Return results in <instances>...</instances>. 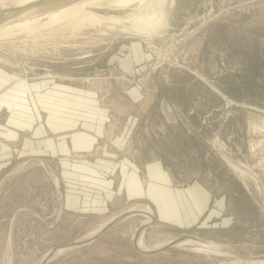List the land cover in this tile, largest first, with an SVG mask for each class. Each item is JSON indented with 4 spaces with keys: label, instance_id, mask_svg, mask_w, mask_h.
I'll list each match as a JSON object with an SVG mask.
<instances>
[{
    "label": "rangeland",
    "instance_id": "374dc122",
    "mask_svg": "<svg viewBox=\"0 0 264 264\" xmlns=\"http://www.w3.org/2000/svg\"><path fill=\"white\" fill-rule=\"evenodd\" d=\"M112 1L89 7L108 22L102 25L51 29L48 18L37 32L0 38L2 62L32 80L91 90L94 102L81 114L106 115L91 149L62 160L13 158L0 173V264H264V177L255 182L251 171L247 189L240 170L247 166L235 162L255 164L250 143L264 133V0H175L173 23L153 33L109 27L112 16L141 17L146 9L141 0ZM173 2L166 1V16ZM188 100L198 106L190 127ZM125 159L142 169L143 187L156 159L178 184L207 181L231 199L220 215L234 223L217 226L197 211L184 226L181 214L161 222L148 198L126 195ZM72 189L80 203L96 198L95 206L71 210ZM180 236L193 240L178 244Z\"/></svg>",
    "mask_w": 264,
    "mask_h": 264
},
{
    "label": "crops",
    "instance_id": "0c3cea01",
    "mask_svg": "<svg viewBox=\"0 0 264 264\" xmlns=\"http://www.w3.org/2000/svg\"><path fill=\"white\" fill-rule=\"evenodd\" d=\"M7 64L0 60V173L13 158L49 155L55 160H62L64 154L85 151L94 146L106 115L98 113L97 117H93L81 114L83 108L86 109L83 104L94 102L91 90L73 87L62 81L48 84L46 76L32 80L21 70L15 71L12 65ZM36 79L42 81L37 82ZM130 92L139 96L138 99L143 96L137 88ZM211 95L217 99V92ZM219 96L222 97L221 94ZM221 97L218 98L219 102ZM215 105H218L217 100ZM194 107L198 106H192L190 100L183 107V122L188 127ZM79 126L83 128L78 130ZM125 160L121 162L119 173L125 177L126 195L129 199L148 198L149 208L161 222L172 223L181 214L182 220L178 223L184 226L194 221V211H197L199 219L202 215L214 217L213 223L220 224L217 226L234 223L233 218L221 219L227 213L224 210L232 208L231 199L207 181L194 179L187 184H178L174 174L161 160L156 159L146 165V174L143 175H149L151 182L143 187L140 182L142 169L130 159ZM98 162L102 165L103 162L107 163L104 159ZM83 166L96 174L94 166ZM62 172L57 168L55 176L59 173L61 177ZM68 197L66 204L71 210H88L95 206L96 198L87 196V200L80 203L73 189ZM231 216L234 214L231 213Z\"/></svg>",
    "mask_w": 264,
    "mask_h": 264
},
{
    "label": "bare ground",
    "instance_id": "6f19581e",
    "mask_svg": "<svg viewBox=\"0 0 264 264\" xmlns=\"http://www.w3.org/2000/svg\"><path fill=\"white\" fill-rule=\"evenodd\" d=\"M30 1H33V0H18L17 3L14 5L20 6V5H24L26 3H29ZM104 1H109V0H78V1L73 0L72 3H68V4L61 6V7L57 6L56 8H53V9L47 10V11H43V12H37V10H35V8L26 10V11L22 12L20 15L14 17V18H11L9 20H6L4 23H2L0 25L3 28V31L0 32V38H3L5 36H9L10 33H16V31H20V30L22 31L24 29L25 30L29 29L33 33L39 27H44V25H41V24L44 22V20H46L48 18L54 19L53 24L47 26V28H51V29H52V27H58V26H63V25H69L71 29H74V28L78 29L81 27H87V26H92V25L93 26L102 25L103 23H108L107 21L104 20V17H102L99 14H96L95 12H93L89 9V7L92 4H95V5L98 3L102 4V2H104ZM132 1H134V0H121V2H132ZM166 1L167 0H141V3L143 4L142 7L143 6L146 7V9L145 8L143 9V11H142L143 15L141 17L139 16V13L134 18L130 17L128 19H126V18L119 19V18H115L114 16H112V18L109 19L110 23H112V25H110V24H108V25H109V27L116 26V27L121 28V30L124 31L123 33H126L125 31L131 32V30H135L137 32L141 31V32H145V33H147V32L153 33L154 31H157L159 29L161 24L162 25L164 23L166 24L167 19H169V15L166 16L167 13H166V10L164 8ZM111 3L119 4V1L115 0V1H112ZM7 7H9V6L2 5L0 8H7ZM145 10L147 12H145ZM66 19H68V22L66 21ZM66 22H67V24H66ZM167 25H165V27ZM165 27H163V29ZM164 30H166V29H164ZM135 34H136V32H135ZM152 37H153V35H152ZM158 54H160V52ZM86 81L90 82L89 78H87ZM247 169H248V167L247 168H240V170L243 173L250 174V172H251V171H249L250 169H248V170ZM254 177H255V174L253 175V178ZM142 235H143V233L141 234V236L139 235L138 241H139V244L141 246L146 247L145 243L143 241ZM178 239H179L178 244L184 243V242L189 241V240H193V239H191L189 237H185V236H180ZM196 239H197V241H199L198 238H196ZM173 241H175V240H173Z\"/></svg>",
    "mask_w": 264,
    "mask_h": 264
},
{
    "label": "water",
    "instance_id": "95a60500",
    "mask_svg": "<svg viewBox=\"0 0 264 264\" xmlns=\"http://www.w3.org/2000/svg\"><path fill=\"white\" fill-rule=\"evenodd\" d=\"M73 0H33L29 3L20 6H9L7 8H0V25L4 23L6 20L14 18L20 15L22 12L34 9L37 12H43L47 10H51L56 8L57 6H64L68 3H72ZM78 1V0H76ZM36 12V11H35ZM176 12V1L171 4L169 11V24H172L174 21ZM3 31V28L0 26V32Z\"/></svg>",
    "mask_w": 264,
    "mask_h": 264
},
{
    "label": "built area",
    "instance_id": "2783aa9c",
    "mask_svg": "<svg viewBox=\"0 0 264 264\" xmlns=\"http://www.w3.org/2000/svg\"><path fill=\"white\" fill-rule=\"evenodd\" d=\"M262 136L263 137L260 138V140H258V138L253 139L250 143L252 145V147L250 148V156L255 162V164L251 166L248 162L246 163L244 161L235 160V162L237 163H243L248 167V169H250V171H253L255 173V177L253 178L255 182H261L264 177V133H262ZM245 161L247 160L245 159ZM253 168H258V170L254 171ZM247 176H248L247 174L245 176L243 175L242 177L243 179L241 180L244 186L248 189L249 183L251 187V181Z\"/></svg>",
    "mask_w": 264,
    "mask_h": 264
}]
</instances>
